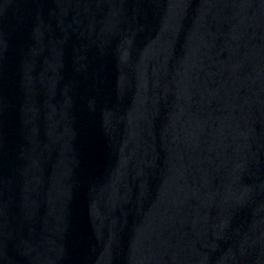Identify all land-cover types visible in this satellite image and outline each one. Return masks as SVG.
<instances>
[{"label": "water", "instance_id": "1", "mask_svg": "<svg viewBox=\"0 0 264 264\" xmlns=\"http://www.w3.org/2000/svg\"><path fill=\"white\" fill-rule=\"evenodd\" d=\"M0 264H264V0H0Z\"/></svg>", "mask_w": 264, "mask_h": 264}]
</instances>
